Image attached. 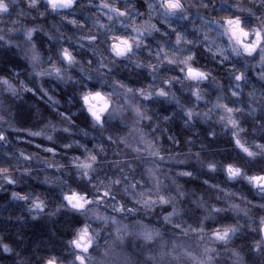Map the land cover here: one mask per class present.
<instances>
[{
	"label": "clouds",
	"instance_id": "clouds-1",
	"mask_svg": "<svg viewBox=\"0 0 264 264\" xmlns=\"http://www.w3.org/2000/svg\"><path fill=\"white\" fill-rule=\"evenodd\" d=\"M0 264H264V0H0Z\"/></svg>",
	"mask_w": 264,
	"mask_h": 264
}]
</instances>
